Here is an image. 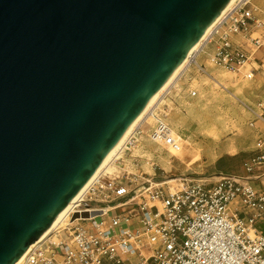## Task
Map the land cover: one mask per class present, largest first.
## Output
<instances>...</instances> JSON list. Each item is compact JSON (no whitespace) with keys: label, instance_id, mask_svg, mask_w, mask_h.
<instances>
[{"label":"water","instance_id":"1","mask_svg":"<svg viewBox=\"0 0 264 264\" xmlns=\"http://www.w3.org/2000/svg\"><path fill=\"white\" fill-rule=\"evenodd\" d=\"M231 2L0 0V264L22 260Z\"/></svg>","mask_w":264,"mask_h":264},{"label":"built area","instance_id":"2","mask_svg":"<svg viewBox=\"0 0 264 264\" xmlns=\"http://www.w3.org/2000/svg\"><path fill=\"white\" fill-rule=\"evenodd\" d=\"M208 43L213 48L206 53L208 66L252 80L257 70L252 63L264 53V6L234 0L192 53L187 67L212 78L197 61ZM187 93L195 96L197 90L190 87ZM258 106L256 115L264 123V103ZM142 132L140 124L129 132L110 160L118 170L103 169L93 177L65 207L57 227L19 264H264V191L252 184L264 165V139L245 163L246 177L221 175L206 183L179 176L172 189L145 169L156 167L139 148ZM146 137L171 154L184 141L160 118Z\"/></svg>","mask_w":264,"mask_h":264},{"label":"rangeland","instance_id":"3","mask_svg":"<svg viewBox=\"0 0 264 264\" xmlns=\"http://www.w3.org/2000/svg\"><path fill=\"white\" fill-rule=\"evenodd\" d=\"M252 1L264 6V0ZM212 49V43L205 45L197 61L205 63L214 80L195 73L194 65L189 66V72L180 83L176 84L178 80L172 83L171 93L160 97L154 114H148L140 123L143 132L139 148L146 150L147 157L154 162V171L148 165L144 167L154 174L155 181L168 182L183 176L210 183L221 175L246 177L245 163L256 154L257 141L264 139V123L256 115L261 112L258 103H264V53H257L252 63L257 70L248 81L240 75L208 66L206 53ZM191 85L197 90L195 96L187 94L186 89ZM169 95L172 97L167 100ZM156 118L167 122L184 139L182 156L171 154L147 139L146 133ZM117 170L114 167L112 171ZM258 173L260 177L252 178V184L264 191V165L255 175ZM168 183L176 188V181Z\"/></svg>","mask_w":264,"mask_h":264},{"label":"bare ground","instance_id":"4","mask_svg":"<svg viewBox=\"0 0 264 264\" xmlns=\"http://www.w3.org/2000/svg\"><path fill=\"white\" fill-rule=\"evenodd\" d=\"M234 0H232L233 2ZM231 2V3H232ZM231 3L228 5V7L231 5ZM227 7V8H228ZM226 8V9H227ZM225 9V10H226ZM224 10V11H225ZM224 13V12H223ZM222 13V14H223ZM221 14V15H222ZM220 15V17H221ZM219 17V18H220ZM219 18L216 20V22L219 20ZM215 22V23H216ZM215 23L212 25V27L208 30V32L204 35V37L200 40V42L196 45V47L192 50V52L188 55V57L184 60V62L180 65V67L176 70V72L172 75V77L168 80V82L164 85V87L159 91V93L155 96V98L151 101V103L146 107V109L142 112V114L137 118V120L133 123V125L128 129V131L124 134V136L119 140V142L115 145V147L110 151V153L106 156V158L102 161V163L97 167V169L95 170V172L92 174V176L89 178V180L84 184V186L91 181V179H93V177H95L100 171H102L103 169H106V171L108 172H112V170L114 169V165L110 163L111 158L113 157V155L118 151V149L120 148L121 144L123 143L124 139L126 138V136L129 134V132L138 124H140L142 121H145V118L147 117V115L149 114V109L151 107H153V105H155V103H157L159 97L161 96V94L163 93V91H165L168 87H170L172 85V83L175 81L176 77L187 67L188 63H189V58L192 55V53L194 51H196L197 49L200 48L201 44L203 43V41L205 40V38L207 37V35L210 33V31L212 30L213 26L215 25ZM172 154L174 155H178V156H182L183 154V150H178V151H172ZM170 182L174 181V178L172 180H169ZM83 186V187H84ZM83 187L79 190V192L75 195V198L79 195V193L81 192V190L83 189ZM172 189H174L173 186H170ZM134 203L130 202V206H133ZM63 212V211H62ZM61 212V213H62ZM61 213L56 217V219L53 221V223L50 225V227L47 229V231L43 234V236L41 237L42 239L45 238L46 236H48L58 225V223L61 220ZM40 238V239H41ZM20 263V262H19ZM18 263V264H19Z\"/></svg>","mask_w":264,"mask_h":264},{"label":"crops","instance_id":"5","mask_svg":"<svg viewBox=\"0 0 264 264\" xmlns=\"http://www.w3.org/2000/svg\"><path fill=\"white\" fill-rule=\"evenodd\" d=\"M199 55H200V53L197 55V57H199ZM201 62H203V61H201ZM203 64H204V63H203ZM190 66H191V65H190ZM187 68H188V67H187ZM187 68L184 70V72L182 73V75L177 79L178 81L176 80V81H177L176 84H178V82H179L180 80H182V79L187 75V72H189V70H190V69H187ZM195 73H197L196 70H195ZM196 75H198V74H196ZM179 83H180V82H179ZM190 87H192V85L189 86V87H187L186 91H188V89H189ZM174 88H175V87H174ZM174 88H173V89H174ZM169 93H171V91H169ZM169 93H168V94H169ZM187 94H188V93H187ZM166 96H167V95H166ZM171 97H172V95H169V97H167V100H168L169 98H171ZM171 101H172V100H171ZM263 228H264V225L262 226V229H263Z\"/></svg>","mask_w":264,"mask_h":264}]
</instances>
